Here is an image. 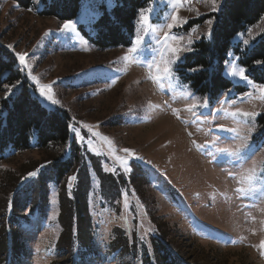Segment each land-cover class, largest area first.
<instances>
[{
  "label": "rangeland",
  "instance_id": "rangeland-1",
  "mask_svg": "<svg viewBox=\"0 0 264 264\" xmlns=\"http://www.w3.org/2000/svg\"><path fill=\"white\" fill-rule=\"evenodd\" d=\"M115 1L83 0L77 17L71 20L75 29L64 31L66 21L42 15L43 0H34L29 8L14 0H0V45L12 54L27 53V67L14 56L34 96L49 109L68 112L71 140L64 159L78 161L76 171L61 184L46 179V220L42 215H30L29 208L23 211L29 224L22 221L16 229L22 250L18 263L147 264L142 245H147L153 258L151 237L164 232L180 264H264V134L258 122L264 113V92L245 73L246 80L232 74L233 69L239 72L242 68L232 55L225 74L235 83L248 86L235 98L229 97V91L213 101L175 82L176 63L203 36L211 37L216 12L212 9L219 10L223 0L215 5L212 0L185 2L178 11L187 23L171 30L167 24L177 11L176 0H151L142 9L145 15L151 9L147 28L141 23L140 13L137 21L135 37L143 36V42L139 51L131 54L128 50L135 37L128 47L108 49L98 48L89 39L93 35L91 23L100 13L98 3L110 8ZM210 19L211 25L207 23ZM164 32L182 37L170 43L183 51L170 65V78L153 80L160 74L155 63L162 69L164 60H174L167 53L163 60L159 55L163 47L157 38ZM263 32L264 16L250 28L249 35L256 38ZM126 55L130 59L125 60ZM21 83L3 85L0 114L2 101L9 100ZM42 84L52 85L59 105L40 97ZM190 105L197 107L189 110ZM244 112L256 115L244 116ZM125 148L142 159H133L123 152ZM49 153L21 150L0 162V230L2 223L7 225L10 220L17 192L51 168L53 158ZM117 156L127 158L129 163H122ZM81 165L92 179L87 207L96 226L92 243L95 252L88 256L76 241L71 247L66 242L58 244L67 234L66 221H60L62 197L66 198L65 190L68 197L74 195ZM144 171L151 177L149 185L139 175ZM30 172L36 175L28 177ZM106 176L121 185V196L114 205L104 188ZM248 176L255 179L249 183ZM38 201L33 200V204ZM115 228L123 230L130 244L136 245L134 253L129 250L122 254L123 261L112 257L107 249L115 238ZM6 230L10 241L12 230ZM5 259L0 264H17Z\"/></svg>",
  "mask_w": 264,
  "mask_h": 264
},
{
  "label": "trees",
  "instance_id": "trees-1",
  "mask_svg": "<svg viewBox=\"0 0 264 264\" xmlns=\"http://www.w3.org/2000/svg\"><path fill=\"white\" fill-rule=\"evenodd\" d=\"M14 1L23 8H29L34 3V0ZM43 1L45 10L42 15L68 21L77 17L83 0ZM150 1L116 0L110 8L104 2L98 3L100 13L95 17L93 24L91 23L94 37L89 36L92 44L100 49L130 46L137 30L139 10L148 6ZM213 16L211 37L203 36L192 45L190 52L176 63L174 71L177 85L189 89L193 94L206 95L213 101L229 91V97L232 98L245 93L248 86L235 83L225 74L231 55L237 58L238 64L245 69L250 81L264 85V32L256 38H250L249 35L250 28L264 16V0H223ZM16 60L14 54L0 45V91L4 84L22 81L16 93L9 100L2 101L0 162L12 153L30 149L50 151L52 154L49 153V156L53 158L51 168L40 172L37 179L31 180L17 192L13 198L14 203L11 204L10 220L7 225L5 222L1 225L3 228L0 230V261L8 258L11 263L19 264L22 250L18 241L21 237L16 236V229L22 226V221L29 224L28 218L22 216L23 211L29 208L30 215H42L41 219L46 220V210L49 207V185L46 179L61 184L76 171L78 161L75 158L64 159L67 144L71 140L70 115L63 109H49L40 103L31 91L28 81L22 76ZM258 122L262 127V135L264 113L259 116ZM79 173L80 181H76L74 195L68 197L65 190L66 198L62 197L60 221H66L67 234L65 240L60 239L58 244L66 242L71 247L76 241L88 256L95 252L92 250V243L96 226L92 224L87 207L92 191V179L84 166L79 168ZM139 175L144 177L146 184H151V177L145 171ZM104 188L110 192L113 201L111 205H114L121 196L119 180L106 176ZM37 198L39 203L33 204V200ZM44 204L47 209L42 206ZM7 227L12 230L10 241ZM118 231L122 233L118 235ZM113 234L115 238L107 249L112 257L123 261L122 254L129 250L134 253L132 249L136 245L134 242L130 244L128 236L121 229L115 228ZM151 244L153 258L146 244L141 247L147 264H180V261L173 257L164 232L152 235Z\"/></svg>",
  "mask_w": 264,
  "mask_h": 264
},
{
  "label": "snow or ice",
  "instance_id": "snow-or-ice-1",
  "mask_svg": "<svg viewBox=\"0 0 264 264\" xmlns=\"http://www.w3.org/2000/svg\"><path fill=\"white\" fill-rule=\"evenodd\" d=\"M185 2L191 3V0H176L177 11L172 15L171 22L167 24V28L169 30H171L173 28L181 27V26H183V24L187 23V19L186 18H182L179 15V11H178L179 6L183 5ZM212 3H213V5H215L217 3V0H212ZM212 10L213 11H217L218 9L216 7H213ZM139 11H140L141 23L143 25H145L146 28H147V25L150 23V12H151V9L148 10L149 15H145L143 10H139ZM207 23L209 25H211L212 24V20L211 19L208 20ZM75 26H76L75 22H73L71 20H68V21H66L63 24L62 30H64V31H72V30L75 29ZM145 35H147V30L145 31ZM143 39H144L143 36L137 35L135 37L134 43L129 48L128 52L130 54L138 52L139 48H140V46H141V44L143 42ZM177 39H181L182 40L183 38L182 37L171 36L169 32H164L162 38H159V37L157 38V43L161 44L162 47H163V50L159 53L161 59L163 60V57L165 56V53H167L170 56L174 57V60H164L163 62L165 64V67H163L162 69L160 67V63H155L156 71L158 73H160V74L156 75V76H153L152 77L153 80H163L165 78H170V76L172 74V70H171L170 65L175 63L176 61H178L180 59V55L179 54L181 53V51H183V49L181 47L177 46L174 43H170V41H174V40H177ZM8 47L10 49H12L13 45H8ZM14 54L18 58L19 63L21 65H24L25 67H27V56H28V54L27 53H19V52H15ZM124 59L128 60V59H130V56L126 55L124 57ZM149 67L151 68L152 65H149ZM244 73H245V69L244 68H241L239 70V72H236L235 69H233V71H232L233 75H236V76L240 77L241 79H245L246 80L247 77L245 76ZM32 79L34 81H36L37 83H39V80L37 79V77L32 76ZM254 86L255 87H259L260 91L264 92V85H258V86L254 85ZM12 87H16V85H13ZM8 92L11 94L12 88H9ZM38 93H39L41 98H43L47 102H50L52 105H59L60 104V101L55 98V94L52 91V85H50V84H42V85H40V87L38 89ZM203 106L207 107L206 104L203 105ZM195 107H197V105H190L189 106V110H191L192 108H195ZM243 115L244 116H251V115H256V114L255 113L244 112ZM230 131H233V130H230ZM96 135H100V134L96 133ZM101 138L104 139V140L108 139L107 137H101ZM81 139L83 140V137H81ZM109 145H111V141H109ZM123 152L129 154L133 159H142V157L137 156L135 151L132 150V149L125 148V149H123ZM116 159L117 160H121L122 163H124V164H128L129 163L127 158H122V157L117 156ZM148 163H150V162H148ZM34 175H36L35 172L28 173V177H32ZM70 179H75V177H71ZM254 179H255L254 176H248L247 177V180L249 181V183H251ZM239 191L243 193L245 190L244 189H239ZM261 245L264 246V241L261 242Z\"/></svg>",
  "mask_w": 264,
  "mask_h": 264
}]
</instances>
